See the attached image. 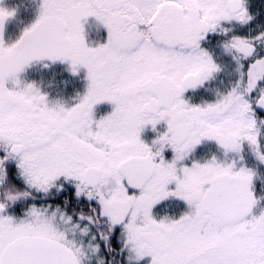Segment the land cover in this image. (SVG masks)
I'll return each mask as SVG.
<instances>
[{
    "label": "snow or ice",
    "instance_id": "obj_1",
    "mask_svg": "<svg viewBox=\"0 0 264 264\" xmlns=\"http://www.w3.org/2000/svg\"><path fill=\"white\" fill-rule=\"evenodd\" d=\"M14 14L0 264H264V0H40L5 43ZM57 62L83 91L20 76Z\"/></svg>",
    "mask_w": 264,
    "mask_h": 264
},
{
    "label": "flooded vegetation",
    "instance_id": "obj_2",
    "mask_svg": "<svg viewBox=\"0 0 264 264\" xmlns=\"http://www.w3.org/2000/svg\"><path fill=\"white\" fill-rule=\"evenodd\" d=\"M39 4L40 0H0V8L10 11L15 10V14L6 20L4 25L3 39L5 43L14 42L19 38L24 29L34 22L39 12ZM85 29L90 40H95L98 37L106 35L104 29H96L94 18H89ZM53 74L57 76V79L67 81L65 95H71L77 90L83 91L85 71L81 70L78 76H73L69 71L68 65L60 62L53 64L49 69H42L39 64L34 63L30 67H27L20 76L24 80H34L41 77L50 78ZM111 108L112 105L110 103L102 102L95 106L94 111L97 117H99L111 111ZM158 127L161 131L163 130L160 126ZM142 135L144 139L150 140L154 136V133L148 129Z\"/></svg>",
    "mask_w": 264,
    "mask_h": 264
},
{
    "label": "rangeland",
    "instance_id": "obj_3",
    "mask_svg": "<svg viewBox=\"0 0 264 264\" xmlns=\"http://www.w3.org/2000/svg\"><path fill=\"white\" fill-rule=\"evenodd\" d=\"M161 128H163V125H160Z\"/></svg>",
    "mask_w": 264,
    "mask_h": 264
}]
</instances>
